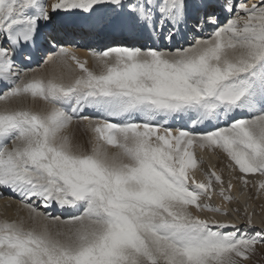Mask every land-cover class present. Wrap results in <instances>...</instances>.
Masks as SVG:
<instances>
[{
	"label": "snow or ice",
	"instance_id": "1",
	"mask_svg": "<svg viewBox=\"0 0 264 264\" xmlns=\"http://www.w3.org/2000/svg\"><path fill=\"white\" fill-rule=\"evenodd\" d=\"M57 17L64 29L169 43L212 31L187 47L92 51V67L53 37L50 73L30 76L17 57ZM29 98L47 107L0 110V188L31 221H0V264H244L264 245L262 233L190 210L227 215L200 203L223 180L190 175L194 145L264 177V0H0V102ZM74 122L90 151L72 142ZM172 122L191 130L174 133Z\"/></svg>",
	"mask_w": 264,
	"mask_h": 264
},
{
	"label": "bare ground",
	"instance_id": "2",
	"mask_svg": "<svg viewBox=\"0 0 264 264\" xmlns=\"http://www.w3.org/2000/svg\"><path fill=\"white\" fill-rule=\"evenodd\" d=\"M45 2H46V5H48L50 8V5L55 3L56 0H45ZM247 2L249 4H251L252 2H254V0H247ZM209 11H212V9H209ZM219 15H220L221 22H223L224 16L222 14H219ZM58 20H60V17H57L56 21H58ZM211 31H212V27L206 25L202 31L201 30H197L196 32L189 31L187 33L186 38H184L183 36L176 37L172 43H169L168 41L149 40V39H147L146 36H141L140 38L147 39V42H145L144 44L138 45V47H158L161 49H175V48H179V47H187L190 43L193 42L194 36H196L198 38H200V37L206 38ZM114 46H129V47H131V44L128 42H124L123 44L114 45ZM114 46H107V47H114ZM105 48H103V49H105ZM103 49H101V50H103ZM71 51L81 61L87 60L89 67L93 66V62L91 59V52L92 51H84V50H71ZM98 51H100V50H98ZM47 59H45V60H47ZM45 60L42 61L40 66L33 68L32 70H35V71L30 72L29 75L31 76V75L35 74V75L47 76L51 71V66L49 64H45L44 63ZM74 66L75 65H73V67ZM4 107H8V108L28 107L33 111H41V110L45 109L47 106L44 104L43 101L38 100V101L34 102L29 98L28 100L24 101L23 103L16 101V100H12V101H9L7 103V105H5L4 102H0V110H2ZM87 113H89V110H87L85 114H87ZM174 123L175 122H172V124H174ZM172 124H171V127L173 128L174 133H175L177 128L183 127L186 129L187 126L188 127L190 126V125L186 124L185 122H180L179 125H172ZM219 126H223V123H221ZM203 129H204V131L212 130V126H210V125L198 126L199 131H202ZM69 134H70V136L72 138V142L74 144L79 145L81 147V149L84 151H90V149H91V145L89 144L90 133L86 132L82 126H77L74 122L72 128L69 130ZM8 147L9 148L12 147L11 142L8 143ZM192 151H194L195 157L198 161H200V164H199L197 169L192 170L190 172V175H193L195 177V179L198 181H205L206 182L205 174H209L211 171H215V172H217V174L221 175L222 179L226 180L227 186L229 185V183H231L232 188L231 189L228 188V189L233 194L237 193V184L242 183L245 186V190L247 192L249 205H252L254 203V205L257 208V211L259 209H263V212H264V190L260 189L258 186L260 181L255 183V184H253L250 181L245 183V181L240 176L241 174H239V169L236 167V170L238 169V171H236L234 166L232 165V164H234V162H232L227 157V155L219 149H216V150H211V149H207V148L201 149L198 146L194 145L192 148ZM212 157H217V163L215 165L213 164ZM207 164H209L211 166L208 165L209 167H207L206 166ZM229 165H231V167H229ZM205 168H207V170ZM212 195H213V189L211 190V197H212ZM214 198H215L216 206H213V207H218L223 211V210H227L228 207L230 206L233 209V211L241 212V214L243 213V211H241V209L239 207H237L235 204L231 205V203H229L228 201H225L222 195H220L218 197L215 196ZM41 210L43 211V209H41ZM57 210H59V209H48V211H51L53 213V215L58 214ZM190 210L193 212L194 215H198L202 219H208L210 221L216 220L215 216H213L211 214L210 215L205 214L206 212H204L203 210H201L202 212L198 211L195 208H191ZM244 214L245 215L242 218L246 219L249 216V211L248 210L244 211ZM242 215H239V216H242ZM4 220H7L9 222H11V221L19 222L20 220H24L27 222V224H29V225L31 224V221H29V219H28V212L24 208L21 201L15 202V201H12L9 199H0V221H4Z\"/></svg>",
	"mask_w": 264,
	"mask_h": 264
},
{
	"label": "rangeland",
	"instance_id": "3",
	"mask_svg": "<svg viewBox=\"0 0 264 264\" xmlns=\"http://www.w3.org/2000/svg\"><path fill=\"white\" fill-rule=\"evenodd\" d=\"M213 164L215 165L217 163V157H212ZM207 164L206 166L209 167L211 165ZM236 170V166L232 164ZM207 170V168H205ZM238 171V169L236 170ZM208 173V172H207ZM227 174V173H226ZM240 176L244 181L252 182L253 184L264 180V177H261L259 173L256 174H243L240 173ZM223 183H213L212 189H213V195L211 199H208L207 197H202L200 200L201 205H209L210 206H216L215 204V196H220L221 192L229 197H231L230 200H228L229 203L235 204L237 207L243 211V215L241 212L233 211V209L229 206L227 210H223L222 212H226L227 215H222L218 212H210L203 210L206 212L205 214L213 215L215 216L217 221H220L222 223L232 224L235 225L237 229L241 230V232H246L248 235H256V233H262L264 234V212L263 209H259L257 211L256 206L254 203L252 205H249L247 192L245 190V186L242 183L237 184V193L233 194L231 191H229L226 180L222 179ZM245 190V191H244ZM264 190V189H263ZM215 195V196H214ZM217 208V207H214ZM249 211V216L244 219V211ZM202 212V211H201ZM246 213V212H245ZM260 213V214H259ZM242 215V216H239ZM251 218V227L248 225V219ZM247 225V226H246ZM227 231H232L233 229L229 228L226 229ZM244 264H264V245L258 244L255 248V251L250 254L249 258L244 261Z\"/></svg>",
	"mask_w": 264,
	"mask_h": 264
}]
</instances>
